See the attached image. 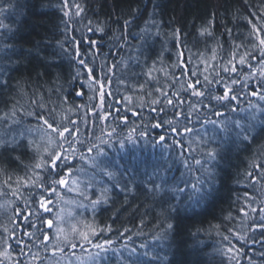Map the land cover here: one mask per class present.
Returning a JSON list of instances; mask_svg holds the SVG:
<instances>
[{"label": "trees", "instance_id": "1", "mask_svg": "<svg viewBox=\"0 0 264 264\" xmlns=\"http://www.w3.org/2000/svg\"><path fill=\"white\" fill-rule=\"evenodd\" d=\"M262 16L264 0H0V264H264ZM225 88L237 99H213ZM53 155L59 175L35 167Z\"/></svg>", "mask_w": 264, "mask_h": 264}, {"label": "snow or ice", "instance_id": "2", "mask_svg": "<svg viewBox=\"0 0 264 264\" xmlns=\"http://www.w3.org/2000/svg\"><path fill=\"white\" fill-rule=\"evenodd\" d=\"M76 7L78 9H80V6L79 5H76ZM79 14H80V11H77L76 15H79ZM65 15H67V13H65ZM262 18H264V16H262ZM91 43L94 44L95 41H91ZM254 47H259V50L261 52V57L259 59V63L261 64V69L259 71V74H260L261 77H264V39H260L259 40V45L258 46H254ZM249 55L251 56L252 54H249ZM80 63L83 64L84 62L83 61H80ZM239 63L241 65H243V64L246 63V59H245L244 56H241L240 57ZM224 70L225 71H228L227 68H225ZM232 71L235 72L236 71V68H232ZM92 75H93V70L92 69H89V76H90V78H91ZM193 75H194V73H193ZM205 81H207L209 84L212 83L211 81H208V77H205ZM233 83H236V81H233ZM188 87L189 88H193L194 86L192 84H189ZM231 91H232L231 89L225 88L224 89V94L222 96H216V97H213V99H216L218 101H226V100H235V99H237L236 96L230 95ZM76 94L77 95H80L81 93L80 92H77ZM251 94L252 95H257V93L255 91L252 92ZM194 95H196V96H203L204 93L203 92H199V91H194ZM260 98L261 99H264V96H261ZM154 103H155V101H154ZM168 103L169 104H172L173 102L171 100H169ZM217 115H220V113H217ZM45 123H47V121H45ZM48 127L53 132H57L58 135L61 136V137L64 136V133L65 132H68L69 131L67 128H64L63 131H60L58 128L53 127L52 124H48ZM236 127L237 128H241V125H240V123L238 121L236 122ZM244 138L247 139L248 137L245 136ZM161 139H163V137H161ZM209 157L210 158H214L213 153L210 152L209 153ZM67 163H68V157H67V155H63V156L53 155L51 157V159H50V162L48 164H43L42 165V164L38 163V164L35 165V167L36 168H42V167L43 168H47L50 173H55L56 175H59V173L56 172V169L60 168L61 164L67 166ZM199 163H200V161H197V164H199ZM53 183L54 184L55 183H59L61 186H63L65 184V180L63 178H61L59 181L53 180ZM155 187L156 188H160L161 186L160 185H156ZM50 203H51V201L41 200L40 207L43 208L45 212H50L51 209L48 208V207H46V204H50ZM98 203H100L99 200L92 201L93 208H95V206ZM253 211H255V209H253ZM261 212H264V209H261ZM59 219H60V217H59V214H58L57 215V221H59ZM46 223H47V226L49 228H52L53 225H54V222L52 220H48V221H46ZM261 226L264 227V225H261ZM169 227H171V225H169ZM57 232L63 234V229H60L59 227H57ZM72 232L77 233L80 236L81 239H84V240H86L89 243L92 242L89 239L88 233H85V232H77V229L76 228H73L72 229ZM91 233H92V235H95L96 234L94 229H91ZM44 239L46 241L49 240L50 239L49 235L45 233L44 234ZM65 239H67L66 236H65ZM225 239H227V237H225ZM105 243L106 244H111L112 242L111 241H105ZM95 247L103 249L104 245L103 244H96ZM134 251L135 250L133 249V252Z\"/></svg>", "mask_w": 264, "mask_h": 264}, {"label": "rangeland", "instance_id": "3", "mask_svg": "<svg viewBox=\"0 0 264 264\" xmlns=\"http://www.w3.org/2000/svg\"><path fill=\"white\" fill-rule=\"evenodd\" d=\"M90 264H93V263H90Z\"/></svg>", "mask_w": 264, "mask_h": 264}]
</instances>
